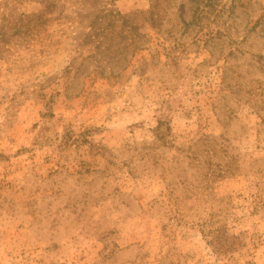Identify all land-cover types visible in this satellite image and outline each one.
Listing matches in <instances>:
<instances>
[{
    "label": "rangeland",
    "instance_id": "obj_1",
    "mask_svg": "<svg viewBox=\"0 0 264 264\" xmlns=\"http://www.w3.org/2000/svg\"><path fill=\"white\" fill-rule=\"evenodd\" d=\"M0 264H264V0H0Z\"/></svg>",
    "mask_w": 264,
    "mask_h": 264
},
{
    "label": "trees",
    "instance_id": "obj_2",
    "mask_svg": "<svg viewBox=\"0 0 264 264\" xmlns=\"http://www.w3.org/2000/svg\"><path fill=\"white\" fill-rule=\"evenodd\" d=\"M229 169H230V168H228V167H226V170H225V169H222V170H221V172H220V173H221V175H222V174H224L225 172H228V171H229Z\"/></svg>",
    "mask_w": 264,
    "mask_h": 264
}]
</instances>
